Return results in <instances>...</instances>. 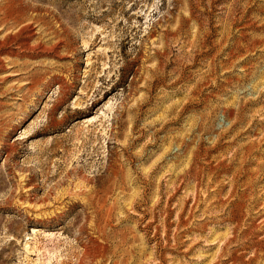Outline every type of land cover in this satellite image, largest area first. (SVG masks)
Wrapping results in <instances>:
<instances>
[{"label": "rangeland", "instance_id": "obj_1", "mask_svg": "<svg viewBox=\"0 0 264 264\" xmlns=\"http://www.w3.org/2000/svg\"><path fill=\"white\" fill-rule=\"evenodd\" d=\"M0 264H264V0H0Z\"/></svg>", "mask_w": 264, "mask_h": 264}, {"label": "bare ground", "instance_id": "obj_2", "mask_svg": "<svg viewBox=\"0 0 264 264\" xmlns=\"http://www.w3.org/2000/svg\"><path fill=\"white\" fill-rule=\"evenodd\" d=\"M10 14V13H9ZM220 42V41H219ZM239 43H241V42H239ZM202 45H203V43H202ZM205 45V44H204ZM207 48V47H206ZM235 48L236 47H230V51L228 52V57L230 58V57H232L233 55H235V52H236V50H235ZM239 51V50H238ZM157 55H161V54H163V53H160V52H157L156 53ZM196 54V53H195ZM217 56V54H215L212 58H211V62L209 63V69H208V71H206L207 72V74H209V76H211V77H215V79H218V77H216V74H217V65H216V61H215V57ZM251 59V57L250 58H247V59H245V60H243V63H247L248 62V60H250ZM232 61V60H231ZM249 63V62H248ZM239 64V63H238ZM250 67V66H249ZM251 68V67H250ZM247 69H248V67H247ZM181 72V71H180ZM249 72V71H248ZM246 74H249V73H246ZM224 76L226 77V80L223 82V83H220L219 82V85L218 86H221V85H223L225 82V84H227V83H230L233 79V76L231 75V72L230 71H227V72H225L224 73ZM245 76V75H244ZM181 77V76H180ZM205 77V76H204ZM241 79H242V77H241ZM219 80V79H218ZM237 80H240V78L239 77H237ZM212 81H214V79L212 78ZM205 82V81H204ZM206 83H208V81L206 82ZM214 84V83H213ZM212 85V84H211ZM230 85V84H229ZM213 86V85H212ZM215 86V85H214ZM217 86V85H216ZM217 86V87H218ZM195 94H199V96H202V93H203V90L199 87V86H196L195 87V89H194V91H193ZM206 100H207V96L205 97V98H203V99H195V98H192V97H190V99H189V101L186 103V104H184L183 105V107H182V109H186V108H188L189 106H191V105H194V104H196V103H202V102H206ZM208 101V100H207ZM243 107L244 106H241L239 109H238V111H235L234 109H232V108H227L226 107V109H224V114L225 115H227V116H231L234 112L236 113V117L234 118V119H236L234 122H235V124H234V126L235 125H237V123L238 122H240V124H241V122H242V117H241V110L243 109ZM207 114H209V113H207ZM203 119V118H202ZM201 122V121H200ZM202 126H203V123H202ZM233 126V125H232ZM232 129H233V127H231V129H228L227 130V132H229V131H231L232 132ZM235 129V128H234ZM249 129V128H248ZM248 129H246L245 131H248ZM244 132V131H243ZM223 134L224 133H221V135L219 136V139L216 141V143L213 145V146H211L212 148H215V147H217V146H219V145H221L222 144V136H223ZM226 135V134H225ZM228 136V135H227ZM200 141V140H199ZM202 143V142H201ZM186 144V143H185ZM222 146V145H221ZM199 150H200V144L199 143H197V145H196V149H194L193 151H192V160H193V162H195L196 161V157H199V156H197V155H199ZM206 150V153L204 154V155H207V153H208V149L206 148L205 149ZM219 150V149H218ZM234 157H235V154H234ZM220 162V161H219ZM226 165V164H225ZM229 166V165H228ZM191 168L190 169H188L187 170V174L186 175H191L192 177H194V179H197L198 181H200L198 178V175H199V173H201V171H202V168H201V166H199V165H196V166H194V167H192V166H190ZM225 167V166H224ZM215 168H217V167H215ZM226 168V167H225ZM234 180V179H233ZM201 183V182H200ZM232 185V184H231ZM233 186H235V183H233ZM236 187V186H235ZM237 189V188H236ZM234 191V190H233ZM238 191V190H237ZM235 192H236V190H235ZM238 192H241V191H238ZM233 194V193H232ZM234 195V194H233ZM240 195V194H239ZM240 197H241V195H240Z\"/></svg>", "mask_w": 264, "mask_h": 264}]
</instances>
